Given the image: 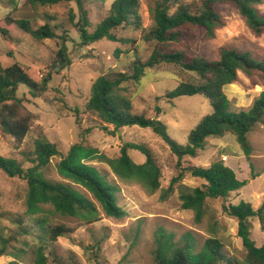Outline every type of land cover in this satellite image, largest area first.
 I'll return each instance as SVG.
<instances>
[{"label":"rangeland","instance_id":"374dc122","mask_svg":"<svg viewBox=\"0 0 264 264\" xmlns=\"http://www.w3.org/2000/svg\"><path fill=\"white\" fill-rule=\"evenodd\" d=\"M114 0H82L92 33L106 17ZM199 4L201 0H184ZM24 0H0V21L6 16L27 18L33 28L49 23L56 35L54 39L35 41L15 26L6 28L4 39L0 34V62L3 67L14 63L34 68L41 77L48 73L51 78L48 87L39 97L32 98L28 89L20 85L17 95L24 97V107L33 115L32 129L20 142L0 133V156L15 159L23 168L31 166L29 159L33 153L34 141L45 138L54 143L60 156L49 161L44 169V177L51 182H67L57 172L59 157L64 156L71 145L82 143L96 148L108 159H116L123 143L144 145L153 153L160 168V188L149 192L137 182H122L114 175L105 162L94 161L91 165L111 184L117 185L118 205L125 212L120 219L107 217L98 203L83 187H73L91 200L96 206L100 221L86 225L73 218L54 216L53 225L63 224L73 233L59 238L56 243L47 246L46 264H155L153 251L154 238L158 231L174 236V241L187 233L192 234L200 246L208 237L206 232L209 221L218 222L224 228L223 243L230 255L243 252L241 240L237 236V224L223 215L221 205L249 203L258 209L264 203V125L260 124L248 135L253 149L247 159L238 147L235 138L225 134L220 139H209L205 149L196 158L184 157L179 164L207 167L216 157L232 169L239 181H247L241 189L229 194L226 200L208 201L209 212L202 224L194 222L191 211L180 209L177 185L170 194H165L170 181L177 177L180 168L169 146L150 129L137 126L119 129L115 135L100 130L101 125L95 117L85 112L91 84L100 76L109 74H130L135 62H145L149 58L155 42L144 41L143 37L153 28L151 3L140 0L141 28L130 27L114 31L116 37L124 42H110L102 39L88 46H80L77 23L80 16L75 3H61L41 7L32 11L23 7ZM260 15H264V0L255 6ZM215 10L223 19V27L216 30L214 38L203 40V32L197 30L188 35L192 45L190 56H204L209 61L219 59V50L235 49L250 52L257 58H264V35H255L245 20L230 5L217 4ZM2 25V24H0ZM3 28L4 26H0ZM126 41V42H125ZM65 46L71 64L58 70L51 65L56 52ZM178 44L174 49H183ZM118 51V52H117ZM192 75L172 64H161L147 68L138 83L123 84L124 96L129 98L135 114H146L147 118L157 119L166 126L169 138L178 145H186L189 133L206 115L211 113L208 101L201 95L180 97L168 102L164 96L175 90L181 81H187ZM255 76L248 77L239 72L237 81L224 87V93L231 102L234 111L247 110L253 99L262 92ZM157 109L159 114H157ZM112 130V126H107ZM135 164L144 162L145 157L138 151H129ZM251 173L260 175L251 179ZM203 181L186 176L180 184L194 188ZM26 183L18 178L7 177L0 171V232L9 238L10 246L22 250L19 254L21 264H33L34 251L40 245L39 232L32 231L29 236H19L13 221L21 220L24 225L33 221L24 216ZM46 210L49 208H45ZM251 238L259 247L264 243V232L257 219H251ZM14 252V250H9ZM14 261L10 256L0 257V264Z\"/></svg>","mask_w":264,"mask_h":264},{"label":"trees","instance_id":"16d2710c","mask_svg":"<svg viewBox=\"0 0 264 264\" xmlns=\"http://www.w3.org/2000/svg\"><path fill=\"white\" fill-rule=\"evenodd\" d=\"M151 3V18L153 28L143 37L144 41L155 42V46L145 62H135L130 67V74L118 73L98 77L92 84L89 99L85 104V112L97 119L100 130L109 135H115L119 129L137 126L150 129L163 140L177 159L180 172L174 177L165 190V194L179 192L180 209L191 211L194 222L202 224L209 212L208 201L226 200L229 194L247 184L239 181L232 169L227 167L220 157L207 167L188 165L181 167L179 162L184 157L196 158L205 149L209 139H220L230 134L249 159L252 147L248 135L260 124L264 125V58H257L250 52L235 49H220L219 59L209 61L204 56L192 55V45L188 35H194L197 30L203 32V40L214 38L215 31L224 23L215 10L217 4L233 7L245 20L248 28L255 35H264V15H260L255 6L260 0H201L199 4L187 3L184 0H149ZM75 3L80 16L76 25L79 45L88 46L106 39L110 42H124L118 39L114 31L119 28H141L140 0H114L106 17L96 26L92 33L87 32L89 21L82 8V0H24L23 7L35 11L41 7L61 3ZM0 34L6 39V28L15 26L35 41L56 38L49 23L33 28L32 21L27 18L6 16L0 21ZM126 42V41H125ZM178 44H184L183 49H174ZM118 52V51H117ZM71 64L66 47L61 46L56 52L51 70H58ZM161 64H172L192 76L187 81H181L178 87L167 92L164 98L168 102L186 96L201 95L211 108V113L204 116L191 130L186 145H178L172 141L166 132V126L157 119H150L146 114H135L131 100L123 95V84L138 83L145 75L147 68ZM248 77L255 76L262 87V92L253 99L247 110L234 111L231 102L224 93V87L237 81L238 73ZM50 74L41 77L31 67L14 63L3 67L0 62V133L16 142L22 141L32 129L33 115L24 107V97L17 95V88L25 86L32 98L39 97L46 91ZM157 114H159L157 109ZM107 126H112L108 130ZM129 151H138L144 155L141 164H135L129 156ZM60 156L54 143L45 138L34 141L33 153L29 162L31 166L23 168L12 158L0 156V171L7 177L23 180L27 186L24 216L33 223L24 225L21 220L13 221L19 236H29L32 231L39 232L37 239L40 245L34 251L33 264H46L47 246L56 243L59 238L73 233L72 229L63 224L53 225L51 217L73 218L90 225L100 221L99 212L94 203L78 192L72 184L83 187L107 217L120 219L125 212L118 205L119 189L109 183L104 176L91 165L92 162H105L114 175L122 182H137L149 192L154 193L160 188V168L153 153L144 145L123 143L119 156L108 159L96 148L75 143L68 152L59 157L57 172L67 182H51L45 179L44 169L49 161ZM202 180L197 187L190 188L180 184L186 177ZM260 175L251 173V179ZM49 208V209H45ZM223 215L237 224V236L241 240L243 252L230 255L223 243L224 228L218 222L209 221L206 225L208 237L199 246L196 238L187 233L179 241H174L172 234L164 231L156 233L155 249L152 252L155 264H264V243L257 247L251 238V219H257L264 232V203L258 209L246 202L238 205H221ZM222 234V235H221ZM10 240L0 232V257L10 256L14 261L7 264H21L18 250L10 246ZM14 252H9V250Z\"/></svg>","mask_w":264,"mask_h":264}]
</instances>
